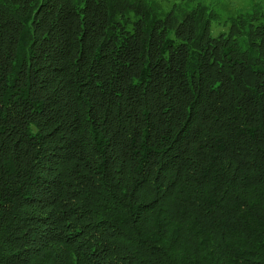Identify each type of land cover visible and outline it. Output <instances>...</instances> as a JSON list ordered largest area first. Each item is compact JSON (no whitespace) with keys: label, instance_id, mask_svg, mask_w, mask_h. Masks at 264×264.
<instances>
[{"label":"trees","instance_id":"1","mask_svg":"<svg viewBox=\"0 0 264 264\" xmlns=\"http://www.w3.org/2000/svg\"><path fill=\"white\" fill-rule=\"evenodd\" d=\"M0 264H264V0H0Z\"/></svg>","mask_w":264,"mask_h":264},{"label":"rangeland","instance_id":"2","mask_svg":"<svg viewBox=\"0 0 264 264\" xmlns=\"http://www.w3.org/2000/svg\"><path fill=\"white\" fill-rule=\"evenodd\" d=\"M159 2V6L163 9L169 8L171 3L175 0H157ZM219 1V9L224 13H230L235 9L239 8H247L255 2H261L262 0H218Z\"/></svg>","mask_w":264,"mask_h":264}]
</instances>
